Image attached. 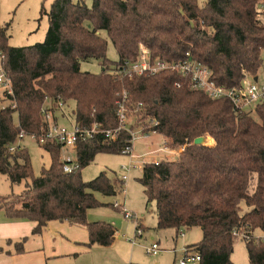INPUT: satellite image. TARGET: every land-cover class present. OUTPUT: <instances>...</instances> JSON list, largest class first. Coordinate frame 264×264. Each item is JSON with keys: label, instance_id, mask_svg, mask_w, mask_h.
<instances>
[{"label": "trees", "instance_id": "trees-1", "mask_svg": "<svg viewBox=\"0 0 264 264\" xmlns=\"http://www.w3.org/2000/svg\"><path fill=\"white\" fill-rule=\"evenodd\" d=\"M259 1L92 0L88 6L84 0H53L41 10L48 21L44 40L24 46L10 45L9 25L0 23L1 63L13 92L4 94L8 105L0 104V173L12 184L29 179L20 194L0 196V210L10 219L36 222L34 234L48 221H67L87 229L86 246L110 245L116 228L88 221L87 210L102 205L96 193L113 196L117 187L105 171L88 181L80 171L98 153H120L130 139L128 130L79 142L74 151L79 167L70 173L62 170L56 142L41 144L50 164L38 176L27 150L9 147L20 131L42 133L40 111L47 100L73 101L81 128L94 123L115 128V102L125 91L128 112L157 121L151 128L167 148L184 145L173 159L142 165L139 181L146 203L155 204L156 228H173L179 235L181 227H200L201 239L187 246L200 255L198 264H235L230 256L237 230L249 235L243 239L248 264H264V241L253 238L256 230L264 232V102L256 106L255 120L233 110L227 98L192 89L188 77L177 72L128 76L108 71L134 60L144 44L152 59L174 61L189 52L211 70L215 82L235 86L243 72L255 73L260 65ZM108 41L116 61L106 56ZM89 59L101 61L99 73L81 70L80 62ZM203 135L214 143L195 144Z\"/></svg>", "mask_w": 264, "mask_h": 264}, {"label": "rangeland", "instance_id": "rangeland-1", "mask_svg": "<svg viewBox=\"0 0 264 264\" xmlns=\"http://www.w3.org/2000/svg\"><path fill=\"white\" fill-rule=\"evenodd\" d=\"M53 0H0V23H7L10 34L9 44L12 46L32 45L42 42L48 27L47 16L41 13L42 8L48 10ZM90 6L92 0H84ZM205 0H198L202 5ZM106 37L104 31L100 32ZM106 56L112 61H116L118 55L110 41H108ZM81 70L91 73H99L101 61L89 59L80 62ZM111 67L110 69H113ZM5 93L0 89V104L8 105L10 100L5 98ZM75 104L73 101L66 100L63 107L64 117L57 119L58 123L70 128L75 122L73 113ZM251 116L258 120L255 113ZM13 121L17 124V114H13ZM148 121L135 117L133 118V129L139 126H147ZM203 144L211 145L214 140L207 135H203ZM17 145L25 148L29 154L32 171L34 176L41 174L43 168L50 164V156L37 140L31 135H24L18 140ZM133 154L130 158L124 153H98L94 160L81 169V176L88 181L96 177L101 171H105L111 182L117 187V192L113 196H103L96 193L97 199L102 202L94 208L87 210V220L105 221L111 223L117 233L114 241L110 245L94 244L89 248L78 245L84 252L75 257L60 258L61 264H179V260L184 254L186 245L197 243L202 236L200 227H181L184 235L176 234L173 228L157 229L154 202L146 203L143 185L139 181L143 163L160 161L163 159H173L177 154L173 153L176 149L166 148L165 139L158 133L139 134L132 143ZM75 157V152L70 150ZM179 153V152H178ZM131 165L128 172V181L123 184L126 193L118 188L119 176L125 169L122 165ZM27 180L20 183H10L5 174L0 173V196H12L20 194L24 189ZM121 202L132 211L143 226V235L134 239L132 244L136 221L124 217L121 209L115 207L114 202ZM255 235H260L261 231L256 230ZM158 242L163 248L156 255L145 253V247L152 242ZM192 250V249H190ZM231 261L235 264H248V255L245 240L235 238Z\"/></svg>", "mask_w": 264, "mask_h": 264}, {"label": "built area", "instance_id": "built-area-1", "mask_svg": "<svg viewBox=\"0 0 264 264\" xmlns=\"http://www.w3.org/2000/svg\"><path fill=\"white\" fill-rule=\"evenodd\" d=\"M258 7L263 14V16L261 14V18L264 21V0L259 1ZM3 56L4 55L0 52V89L5 94L12 95L11 79L1 63ZM260 60L259 68L255 73L243 72V76L239 83L232 87H227L215 82L212 79L211 70L203 63L192 58L189 52L185 54V57L174 61H167L159 58L152 59L148 47L144 44L139 45L138 52L134 60L125 61L118 69L115 70L113 68L108 71L111 74H123L128 76L132 74H145L152 76L163 70L174 71L183 76H187L192 89L203 91L212 99L227 98L231 102L233 110L251 115L255 113L256 106L264 102V48H262L260 52ZM176 86H179V84L177 83ZM126 101L127 94L125 91H122L120 98H118L115 102L117 125L115 128L102 129L97 123L92 124L89 128H81L76 124V122H74L70 128L59 124L57 119L60 116H65L63 107L65 106L66 101L47 100L40 111L44 125L43 131L38 136H31H33L40 144H45L47 142H56L59 144V161L64 173H70L79 167L76 156L73 157L70 150L75 151L76 145L79 142L86 141L94 137L97 133H101L108 138H114V135L117 132L124 129L128 130L131 135L130 139L123 146L120 153L128 154L131 158L134 156L132 151V143L134 139L138 137L139 134L147 136L148 133H155V130L151 127L152 125H155L157 121L147 116L146 118H143L148 121L147 126H139L137 129H133V118L135 119L137 115L128 112ZM24 135L26 134L23 131L18 133L16 142L9 147L10 151L15 150L18 140ZM183 149L184 145H181L173 153L178 154V152H182ZM154 163H158V161H154ZM130 168V164L121 166V169H125L126 172L123 171V173L119 176L118 188L124 194L126 193V190L122 185L129 179L128 172ZM113 205L122 210L125 218L136 221L135 232L132 240V244H134V239L143 235V227L141 223L137 221L138 218L136 215L132 211H129L123 203L115 201ZM178 234L183 236V232L181 230ZM233 235L234 237L241 239H247L249 237V235L237 230L233 231ZM253 238L264 241V232H261L260 235L253 234ZM160 250V246L156 241L145 247V253L150 255H156ZM199 260L200 255L198 252L190 249H184V254L180 258L179 264H198Z\"/></svg>", "mask_w": 264, "mask_h": 264}, {"label": "crops", "instance_id": "crops-1", "mask_svg": "<svg viewBox=\"0 0 264 264\" xmlns=\"http://www.w3.org/2000/svg\"><path fill=\"white\" fill-rule=\"evenodd\" d=\"M35 225L27 219H10L0 210V264H61L60 258L84 252L78 245L89 248L88 231L82 225L51 220L34 234Z\"/></svg>", "mask_w": 264, "mask_h": 264}, {"label": "water", "instance_id": "water-1", "mask_svg": "<svg viewBox=\"0 0 264 264\" xmlns=\"http://www.w3.org/2000/svg\"><path fill=\"white\" fill-rule=\"evenodd\" d=\"M203 141H204V137L203 136L197 137V138L194 139V143L195 144H201V143H203Z\"/></svg>", "mask_w": 264, "mask_h": 264}]
</instances>
